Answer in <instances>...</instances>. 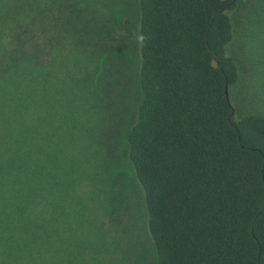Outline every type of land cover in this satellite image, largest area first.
<instances>
[{
	"label": "trees",
	"instance_id": "16d2710c",
	"mask_svg": "<svg viewBox=\"0 0 264 264\" xmlns=\"http://www.w3.org/2000/svg\"><path fill=\"white\" fill-rule=\"evenodd\" d=\"M137 1L142 100L129 160L157 264H264V116L238 118L226 94L241 79L230 55L241 0ZM39 2L16 0L8 21L11 0H0V224L18 220L26 234L12 247L1 229L0 264H36L35 208L61 203L35 109Z\"/></svg>",
	"mask_w": 264,
	"mask_h": 264
},
{
	"label": "rangeland",
	"instance_id": "374dc122",
	"mask_svg": "<svg viewBox=\"0 0 264 264\" xmlns=\"http://www.w3.org/2000/svg\"><path fill=\"white\" fill-rule=\"evenodd\" d=\"M15 1L5 8L8 21L15 14ZM38 1L46 4H32L34 8L48 11L37 18L35 109L39 139L50 143L45 163L52 170L54 198L61 203L51 207L42 202L35 208L36 217L31 216L40 225V233L36 226L28 240L35 239L33 261L157 264L145 195L128 146L142 100L140 4ZM231 16L235 39L230 55L241 79L230 99L238 118L264 116V0H241ZM4 43L7 48L9 41ZM16 224L18 220L0 224V236L4 227L12 232V247L15 238L26 237L14 232Z\"/></svg>",
	"mask_w": 264,
	"mask_h": 264
},
{
	"label": "water",
	"instance_id": "95a60500",
	"mask_svg": "<svg viewBox=\"0 0 264 264\" xmlns=\"http://www.w3.org/2000/svg\"><path fill=\"white\" fill-rule=\"evenodd\" d=\"M217 62H218V64H219L218 59H217ZM226 94H227L228 98L230 99V91H229V86H228V85H227V88H226ZM234 125H235V124H234Z\"/></svg>",
	"mask_w": 264,
	"mask_h": 264
}]
</instances>
